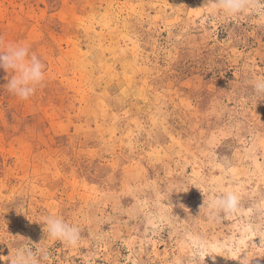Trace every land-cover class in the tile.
<instances>
[{"label": "rangeland", "instance_id": "rangeland-1", "mask_svg": "<svg viewBox=\"0 0 264 264\" xmlns=\"http://www.w3.org/2000/svg\"><path fill=\"white\" fill-rule=\"evenodd\" d=\"M206 3L0 0L4 45L47 73L23 101L0 67V264L29 242L47 264H264V17ZM213 187L236 213L207 218Z\"/></svg>", "mask_w": 264, "mask_h": 264}, {"label": "clouds", "instance_id": "clouds-1", "mask_svg": "<svg viewBox=\"0 0 264 264\" xmlns=\"http://www.w3.org/2000/svg\"><path fill=\"white\" fill-rule=\"evenodd\" d=\"M206 9H210V18L215 19L219 13L223 17H238L241 14L252 13L264 17V0H207ZM0 67L14 73L11 76L7 90L23 101L29 100L36 94L47 79L46 66L43 60L30 50V47L21 43H8L0 37ZM254 94L258 100L264 99V76H256L251 81ZM210 191L219 192L220 195L207 199L202 207L207 210V218L219 221L236 213L239 208V195L234 190L213 187ZM183 207V205H181ZM47 238L60 240L68 246H77L81 242V228L68 223L59 216H47L42 221ZM187 235V234H186ZM10 264H47L49 253L45 248L20 244L15 253L11 250ZM241 264H249L247 255Z\"/></svg>", "mask_w": 264, "mask_h": 264}]
</instances>
